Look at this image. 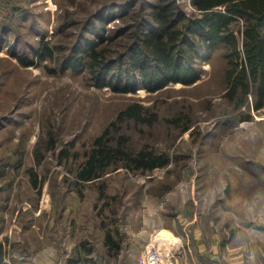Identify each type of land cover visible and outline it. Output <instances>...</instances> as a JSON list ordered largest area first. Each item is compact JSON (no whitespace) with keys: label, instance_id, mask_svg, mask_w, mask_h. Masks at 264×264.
Returning a JSON list of instances; mask_svg holds the SVG:
<instances>
[{"label":"rangeland","instance_id":"374dc122","mask_svg":"<svg viewBox=\"0 0 264 264\" xmlns=\"http://www.w3.org/2000/svg\"><path fill=\"white\" fill-rule=\"evenodd\" d=\"M97 2L32 0L20 24L22 37L28 46L37 44L44 34L52 37L66 8L84 15ZM182 2L193 9L189 0ZM15 38L11 32L8 42H0V225L15 224L11 263L39 264L46 223L53 239L49 248L63 254L77 238L81 249L95 248L98 257L103 231L95 226L94 202H112L104 214L117 206L124 234L119 264H142L156 229L173 226L186 235L181 223L190 218L203 223L208 237L224 238L226 250L240 244L248 253L264 248V104L253 108L249 95L243 110L250 118L224 123L230 107L223 47L202 63L194 83L179 81L153 92L139 83L134 92H120L90 83L84 71L50 72L44 64L53 63L47 59L23 65L9 53ZM132 101L156 105L160 119L125 121L122 130L131 144L137 148L147 141L173 157L145 173L112 168L104 176L108 197L100 198L102 178L79 182L76 172L94 138ZM174 116L183 120L167 119ZM49 202L52 209L59 206L57 217L40 215V206Z\"/></svg>","mask_w":264,"mask_h":264},{"label":"trees","instance_id":"16d2710c","mask_svg":"<svg viewBox=\"0 0 264 264\" xmlns=\"http://www.w3.org/2000/svg\"><path fill=\"white\" fill-rule=\"evenodd\" d=\"M31 1L0 0V42H8L14 32L9 53L25 66L47 59L53 63L44 64L48 71H84L89 82L98 87L134 92L142 83L153 92L170 83L196 82L204 70L202 63L212 60L223 47L230 107L224 123L250 118L243 110L249 105V95L253 108L264 104V0H190L191 10L182 0H98L84 15L66 8L58 16L52 37L44 34L37 44L28 46L20 24L32 10ZM155 106L132 101L120 109L85 151L77 180L102 178L99 197L104 198L108 197L104 176L112 168L125 166L145 173L169 164L173 157L169 150H158L147 141L135 148L130 134L122 130L127 120L136 124L158 121ZM167 119L183 120L181 116ZM39 182L33 179L38 188ZM99 203L94 202L93 211L96 225L104 233L106 253L93 262L119 264L124 234L117 206L104 214L103 209L112 202ZM9 253L0 242V264H6ZM81 262L87 264V258Z\"/></svg>","mask_w":264,"mask_h":264},{"label":"crops","instance_id":"0c3cea01","mask_svg":"<svg viewBox=\"0 0 264 264\" xmlns=\"http://www.w3.org/2000/svg\"><path fill=\"white\" fill-rule=\"evenodd\" d=\"M51 209L52 204H50V202L48 204H42L40 206L39 213L43 216L48 213L52 215L55 214V216L57 217V212L60 211L59 206L57 205V207L55 206V208H53L52 210ZM15 220H17V218ZM189 221V224L184 223L185 225H183V223H181V225L186 229V235L185 233H182L184 241L183 253L185 255L182 254V256L180 257L182 261L181 264H264V248H260L259 251L254 250L248 253L244 251V249L246 248L242 246V244H240V246L236 250H226V247H222V243H227V241L223 240L224 238L220 239L218 235L214 237H208L207 229H205L206 227L203 226L202 222H196L191 218ZM14 226L15 224H7V227L4 228V226L0 225V242H9V250L12 246V232ZM95 226L96 228L98 227L96 223ZM172 229H174V227ZM99 230L102 233V230ZM43 232V234L40 233L41 243L39 252V264H81V261L86 258L87 264H94L93 259H95V257L97 256L95 254V248L93 252H88L81 249L79 247L80 241L76 238L74 241H72L70 248H65L62 254L57 248L54 249V247L51 246L49 248L48 246L49 240H51L50 242L51 244H53V239L52 236H49L50 233L48 232L47 223L46 225L44 224ZM4 233H7L6 236H4ZM103 235L104 233L102 234V238L99 237V240L102 241V254H105L106 246L104 244ZM55 240L57 241V236ZM238 243L240 242H237L236 244L233 242L234 245H237ZM18 263L19 261L17 259L16 261H13V263H11L10 259L8 257L6 258V264Z\"/></svg>","mask_w":264,"mask_h":264},{"label":"built area","instance_id":"2783aa9c","mask_svg":"<svg viewBox=\"0 0 264 264\" xmlns=\"http://www.w3.org/2000/svg\"><path fill=\"white\" fill-rule=\"evenodd\" d=\"M144 248L142 264H181L183 234L160 227L152 233Z\"/></svg>","mask_w":264,"mask_h":264}]
</instances>
